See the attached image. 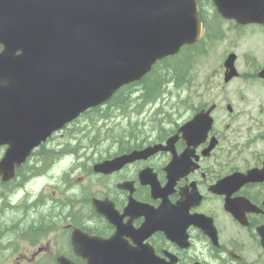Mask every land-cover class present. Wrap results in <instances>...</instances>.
Masks as SVG:
<instances>
[{
	"label": "flooded vegetation",
	"instance_id": "af4514ba",
	"mask_svg": "<svg viewBox=\"0 0 264 264\" xmlns=\"http://www.w3.org/2000/svg\"><path fill=\"white\" fill-rule=\"evenodd\" d=\"M212 9L219 24L264 30L226 21ZM245 114V122H223L224 129L215 122L197 145L180 132L188 122H140L112 136L109 157L94 146L81 150L64 170L81 172V182L66 185L63 197L56 190L47 196L45 185V196L22 194L4 205L0 264H264V118ZM157 145L164 149L111 174L94 172L97 163ZM56 148L50 138L39 149L42 160L54 162ZM254 169L260 176L247 177ZM0 185L11 192L10 183Z\"/></svg>",
	"mask_w": 264,
	"mask_h": 264
},
{
	"label": "water",
	"instance_id": "95a60500",
	"mask_svg": "<svg viewBox=\"0 0 264 264\" xmlns=\"http://www.w3.org/2000/svg\"><path fill=\"white\" fill-rule=\"evenodd\" d=\"M214 3L240 24L264 23V0ZM201 34L196 0H0V146H9L0 175H10L53 131L141 80ZM235 60L231 54L225 62L227 83L238 76ZM214 107L182 128L190 143L207 138ZM139 154L95 170L111 173Z\"/></svg>",
	"mask_w": 264,
	"mask_h": 264
},
{
	"label": "rangeland",
	"instance_id": "374dc122",
	"mask_svg": "<svg viewBox=\"0 0 264 264\" xmlns=\"http://www.w3.org/2000/svg\"><path fill=\"white\" fill-rule=\"evenodd\" d=\"M205 4L207 8H210L207 0H205ZM208 12L210 18L208 19L210 26L209 33L213 36L214 29L218 30L219 38L208 36L202 43V47L207 53L195 63L192 71L195 81L189 91L183 93V95H187L188 93L192 94L193 102L191 101V105L187 107V109L191 112L204 103L207 105L216 103L218 110L215 113V120L219 122V129H224L225 123L227 122H245L247 119L245 114L246 111H253L258 115V118H264V82L261 83V81L245 75L248 73L252 74L256 69L264 66V30L250 27L236 28L234 23L229 22L219 24L213 21L212 10ZM231 53H235L238 57L236 66L241 76L232 80L231 83L224 85L223 62ZM181 89L184 90V88H176L174 84L163 87V90L166 92L162 98L158 100L156 104L148 105L140 114L134 111L135 104H133L128 107L129 110L127 109L125 112L110 108V110H108L109 116L105 118L99 117L96 113L84 115L75 121L79 123L73 126V135L67 131L59 140H66L69 135H72V137L79 136L84 139L83 144L94 146L93 149L98 153H101L104 149V153L107 155L106 149L112 142L111 140L106 141L104 137L101 139L94 137V133L96 132L94 122H104L103 124L97 125V127L103 125L104 132L111 126H117L119 124L127 126L130 120V122H155L158 118V120L163 119L166 122L165 112L170 114L176 121L184 122L187 120L190 113L186 110L176 111L177 108L181 106L178 97V93L180 94L182 92ZM141 91L142 87H136V89H134V98L140 97ZM227 103L232 104L234 108L232 115H229L228 112L224 110ZM259 108H262V110L259 111ZM161 111L163 114H159ZM80 129H82V131H80ZM238 139L240 142L242 141L239 137ZM99 141L101 144L96 145L100 143ZM70 165L71 163H69L68 160L64 163L62 161L59 164L56 176L60 187L81 182L79 178V176H82L81 172L74 173L71 182H69L68 178L64 175V170L70 167ZM41 179L34 180L36 196L42 195V186L47 185L49 182L48 180L46 183H40ZM57 187L58 186L52 185V190L57 191ZM12 217H14V214ZM3 219L4 218L0 221V231L5 228L3 224L6 220Z\"/></svg>",
	"mask_w": 264,
	"mask_h": 264
},
{
	"label": "trees",
	"instance_id": "16d2710c",
	"mask_svg": "<svg viewBox=\"0 0 264 264\" xmlns=\"http://www.w3.org/2000/svg\"><path fill=\"white\" fill-rule=\"evenodd\" d=\"M200 45L201 44H198L197 46L195 45V47L192 48L194 49V54L192 56H188L187 48H185L180 55L163 60L156 65L152 72L144 77V79L139 83L131 84L122 88L105 105V107H99L91 110L88 114L96 113L99 117L105 118L106 116H109L108 110H110V108L125 112L127 109L129 110L128 107L133 104H135L134 111H136L137 114H140L148 105L156 103L162 98L166 92L163 90V87H167L169 84H174L176 88H189L192 81L190 72L193 69L195 61L198 57L205 54L203 49L200 48ZM136 87H142L141 95L138 98H134V89H136ZM181 91H183V89H181ZM179 99L181 106L177 108V111L182 107L186 109V105H188L190 100L189 94L182 98H180L179 95ZM160 113L163 114L162 111L159 112V114ZM165 114L166 122H176L170 114L166 112ZM155 122L165 121L163 119L158 120L157 118ZM113 133L114 132H111V134ZM94 134L97 136L100 134V130L96 128V132Z\"/></svg>",
	"mask_w": 264,
	"mask_h": 264
}]
</instances>
